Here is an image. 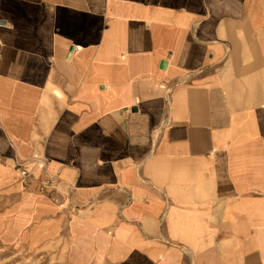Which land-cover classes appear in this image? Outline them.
<instances>
[{"label": "crops", "instance_id": "0c3cea01", "mask_svg": "<svg viewBox=\"0 0 264 264\" xmlns=\"http://www.w3.org/2000/svg\"><path fill=\"white\" fill-rule=\"evenodd\" d=\"M0 245L264 264V0H0Z\"/></svg>", "mask_w": 264, "mask_h": 264}, {"label": "rangeland", "instance_id": "374dc122", "mask_svg": "<svg viewBox=\"0 0 264 264\" xmlns=\"http://www.w3.org/2000/svg\"><path fill=\"white\" fill-rule=\"evenodd\" d=\"M73 247L68 244V248ZM82 250V247H79ZM69 249L67 246L60 251L59 246H52L44 249L28 250L26 248H8L0 245V264H75V260L70 261ZM84 262H80L83 264Z\"/></svg>", "mask_w": 264, "mask_h": 264}]
</instances>
